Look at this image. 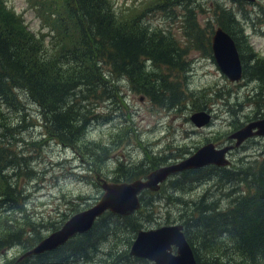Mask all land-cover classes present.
<instances>
[{
    "label": "trees",
    "instance_id": "obj_1",
    "mask_svg": "<svg viewBox=\"0 0 264 264\" xmlns=\"http://www.w3.org/2000/svg\"><path fill=\"white\" fill-rule=\"evenodd\" d=\"M27 2L28 10H32L33 0ZM35 2L34 15L39 26L32 32L21 16L0 0V129L7 126L3 112H20L22 100L26 99L38 109L44 137L71 150L81 161L83 158L92 166L100 164L111 154L110 145L122 142L126 133L116 135L117 139L104 146L86 141L84 130L95 118L94 107L98 103L117 98L119 81L166 110L184 106L188 99L193 111L203 109L195 104L194 93L186 95L180 87L183 78L176 79L187 71L185 57L189 51L210 56L212 24L232 38L242 65V79L255 83L258 95L264 97V58L253 51L235 15L223 7L213 5L211 22L200 29L192 0H148L134 15L118 14L110 0ZM152 5L156 6L153 10L181 8L186 40L183 48L170 34L152 29L142 20ZM254 18V30L264 36V8L258 7ZM3 138L0 137V255L12 248L23 253L43 238L38 230L41 226L32 221L23 207L26 197L20 181L31 174L27 161ZM157 165L144 169L138 164L126 169L119 163L116 173L119 181L129 182L142 178ZM237 168L230 171L208 166L186 170L168 183L179 194L210 178H217L212 185L219 190L225 184L235 187L220 194L228 198L229 204L224 208L217 198L208 202L207 192L196 201L186 202L179 225L196 264H264V151L260 158ZM157 193L143 191L137 212L127 217L106 212L89 231L75 235L53 251L21 260L15 257L0 264L89 263L99 247L110 239L116 240L119 233L130 236L125 242L130 244L142 224L151 222L150 213H144L153 202L148 195ZM144 196L148 198L143 200ZM173 200L181 202L175 197ZM111 252H118L116 262L130 259L124 249L119 252L114 247L108 254Z\"/></svg>",
    "mask_w": 264,
    "mask_h": 264
},
{
    "label": "rangeland",
    "instance_id": "obj_2",
    "mask_svg": "<svg viewBox=\"0 0 264 264\" xmlns=\"http://www.w3.org/2000/svg\"><path fill=\"white\" fill-rule=\"evenodd\" d=\"M110 1L118 14L131 15L141 11L148 3V0ZM3 2L16 15L21 16L30 31L38 30V19L34 15L35 0L31 6L32 10H28L27 0ZM192 3L196 23L200 29H205L207 21L211 22L210 10L213 5L233 13L253 51L257 56L264 58V36L258 30H254L256 27L254 13L258 7L264 8V0L244 5L238 4L236 0H192ZM155 7L149 6L151 11L145 12L142 20L152 29L170 34L183 48L186 40L182 29L181 8L175 6L173 10H153ZM214 28L212 24V31ZM185 61L188 63L187 71L176 80L183 78L180 87L184 89L186 95L194 93L195 104H200L203 108L198 112L208 113L209 123L202 128H195L188 121L190 114L196 112L190 107V99L185 100L184 106L179 105L166 110L129 90L123 81H119L116 84L119 88L117 98L111 102H100L94 107L95 118L89 120L84 130V138L86 141L106 146L111 140L117 139L116 135L126 134L122 142L110 145L111 154L108 158L100 164L95 163L94 166L85 162L83 158L82 161L79 160L71 150L54 140L44 137L38 109L26 99L22 100L20 112L9 114L3 112L7 116V126L0 129V137L10 142L15 153L27 161V169L31 174L20 181L21 190L26 197L23 207L32 221L41 226L38 229L40 236L46 237L70 216L89 208L97 201L101 190L95 176L106 182L121 180L116 173V166L119 163L126 169L138 164L147 169L150 165L160 162L159 166L177 163L208 143L214 144L215 148L232 146L233 143L227 140L229 134L248 122L264 118V97L258 95L255 83L245 79L234 84L228 83L218 71L211 55L208 56L201 51H189ZM263 151L264 137L249 139L226 154L229 161L227 169L236 171L240 165L260 158ZM171 179L172 177L162 184L155 196L148 195L153 202L146 208L147 212L144 215L150 213L151 222L142 224L140 230L179 224L181 212L187 207L186 202L196 201L205 192L210 195L208 202H213L212 199L217 198L221 208L229 204L228 198L225 199L220 194L226 193L232 184H225L219 190L212 185L217 183L215 182L217 178H210L190 185V190L179 194L168 184ZM148 197L144 196L143 200ZM174 197L181 202L174 201ZM129 237L119 233L116 240L110 239L99 247L97 255L91 262L83 263L81 260L71 263L151 264L136 261L131 257L126 261L116 262L118 252L108 254L109 249L114 247L119 252L122 249L128 252L130 244L126 245L125 242ZM21 253L17 248L5 251L0 255V263L19 257Z\"/></svg>",
    "mask_w": 264,
    "mask_h": 264
},
{
    "label": "water",
    "instance_id": "obj_3",
    "mask_svg": "<svg viewBox=\"0 0 264 264\" xmlns=\"http://www.w3.org/2000/svg\"><path fill=\"white\" fill-rule=\"evenodd\" d=\"M253 3L255 0H239ZM210 53L220 74L228 83L234 84L242 78V65L235 43L220 27H215L209 40ZM188 121L201 128L210 121L204 111L194 112ZM253 137H264V118L249 122L233 131L227 138L232 146L214 148L212 144L199 147L194 153L177 163L150 171L144 179L127 183H107L99 179L101 195L89 208L70 216L59 229L41 239L25 251L18 260L50 252L65 244L75 235L86 233L103 213L126 217L140 208L138 196L144 190L157 192L170 175L206 166L225 168L229 162L225 155ZM128 255L151 264H196L192 250L186 242L179 224L160 226L154 229L138 230L129 246Z\"/></svg>",
    "mask_w": 264,
    "mask_h": 264
},
{
    "label": "flooded vegetation",
    "instance_id": "obj_4",
    "mask_svg": "<svg viewBox=\"0 0 264 264\" xmlns=\"http://www.w3.org/2000/svg\"><path fill=\"white\" fill-rule=\"evenodd\" d=\"M256 118H257V117H256ZM256 118H254V119H256ZM227 140H228V138H227ZM231 142H232V141H230V143H231ZM232 143H233V142H232ZM213 145H214V144H213ZM217 147H218V146H217ZM217 147H216V148H217ZM159 165H161V163L158 164L157 167H161V166H159ZM157 167H156V168H157ZM154 169H155V168H154ZM172 176H176V175H172ZM143 178H144V177H142L141 179H143ZM169 178H170V177H169ZM169 178H168V179H169ZM168 179H167V180H168ZM102 180H103V179H102ZM167 180H166V181H167ZM114 181H115V182H107V183H121V181H119V180H114ZM166 181H165V182H166ZM105 182H106V181H105ZM165 182H164V183H165ZM164 183H163V184H164ZM98 185H99V183H98ZM161 185H162V184H161Z\"/></svg>",
    "mask_w": 264,
    "mask_h": 264
}]
</instances>
